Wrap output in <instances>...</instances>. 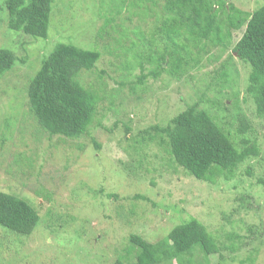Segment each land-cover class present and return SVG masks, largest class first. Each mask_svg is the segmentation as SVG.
Listing matches in <instances>:
<instances>
[{
  "label": "rangeland",
  "instance_id": "obj_1",
  "mask_svg": "<svg viewBox=\"0 0 264 264\" xmlns=\"http://www.w3.org/2000/svg\"><path fill=\"white\" fill-rule=\"evenodd\" d=\"M153 1L54 0L46 38H32L8 28L0 0V48L16 55L13 67L0 77V191L25 198L39 215L29 235L0 226V264L129 261L135 255L130 234L155 242L191 218L214 236L220 251L205 257L195 249L181 256L184 262L264 264V117L257 116L246 93L249 66L229 56L243 28L232 31L225 50L195 52L198 62L178 80L162 74L133 86L139 68L128 74L119 67L137 49L131 47L139 36L133 31L149 36L160 21L164 0ZM225 2L248 12L264 4ZM58 41L101 54L78 78L99 99L87 131L73 139L49 137L27 107V83ZM224 71L229 81L220 89ZM122 75L130 82L119 88ZM194 102L235 146L247 140L258 147L259 154L241 163L231 179L198 180L174 162L159 136L152 141L141 137L147 127L166 126ZM236 112L250 123L246 133L238 131ZM136 193L145 199H134Z\"/></svg>",
  "mask_w": 264,
  "mask_h": 264
},
{
  "label": "trees",
  "instance_id": "obj_2",
  "mask_svg": "<svg viewBox=\"0 0 264 264\" xmlns=\"http://www.w3.org/2000/svg\"><path fill=\"white\" fill-rule=\"evenodd\" d=\"M4 1L8 28L27 37L46 38L54 0ZM130 1V5H136L135 0ZM161 10L164 13L149 36L139 30L133 31L139 36L131 47L137 49L130 54V62L123 60L120 63L119 71L128 74L135 66L139 68V74L131 84H143L148 77L156 80L162 74L178 80L198 62V57L193 55L195 52L199 55L207 47L225 50L231 44L232 31L243 28L229 56L234 54L249 66L246 93L255 104L257 116L264 117V4L248 12L225 0H164ZM158 38L163 43L162 48H159ZM140 47L147 50L140 52ZM100 56L98 50L58 41L30 77L26 87L28 112L49 137L73 139L87 131L99 96L81 85L78 78L82 71L91 70ZM15 62L13 52L0 48V77ZM145 64L149 68L145 69ZM221 79L222 86L228 83L226 71ZM129 82L122 75L118 86H128L126 83ZM240 113L233 116L238 114V131L243 134L250 123ZM142 132L141 137L150 141L159 136L178 166L194 178L209 183H214L218 176L233 178L241 163L259 154L255 142L243 140L240 148L235 146L229 134L207 110L199 107L198 102L186 106L166 126L154 124ZM132 197L145 199L138 193ZM38 222L39 215L28 200L0 191V226L20 235H29ZM129 243L135 249L134 257L129 261L117 258L114 264H168L175 260V264H188L190 260L184 262L181 256L195 249L205 257L220 251L214 236L195 218L174 226L155 242L130 234ZM229 248L235 250V243Z\"/></svg>",
  "mask_w": 264,
  "mask_h": 264
}]
</instances>
